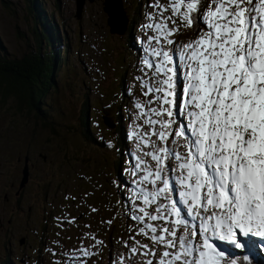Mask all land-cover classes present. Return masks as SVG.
<instances>
[{
    "label": "snow or ice",
    "instance_id": "6c2138e0",
    "mask_svg": "<svg viewBox=\"0 0 264 264\" xmlns=\"http://www.w3.org/2000/svg\"><path fill=\"white\" fill-rule=\"evenodd\" d=\"M148 7L155 12L143 27L157 34L148 39L171 47L150 48L155 60L145 56L142 63L152 77H137L142 95L152 98L134 103L137 128L148 130L131 136L137 149L151 150L136 157L143 174L134 199L141 203L130 197L126 204L135 223L123 241L127 254L112 264H252L251 253L264 252V0H155ZM177 19L195 25V39L171 38L180 33ZM169 173H178L171 185ZM177 191L182 199L160 202ZM86 236L95 244L73 252L91 257L97 245L102 252L103 241ZM64 255L68 264L73 256Z\"/></svg>",
    "mask_w": 264,
    "mask_h": 264
},
{
    "label": "rangeland",
    "instance_id": "374dc122",
    "mask_svg": "<svg viewBox=\"0 0 264 264\" xmlns=\"http://www.w3.org/2000/svg\"><path fill=\"white\" fill-rule=\"evenodd\" d=\"M104 1L85 0L80 18H77L76 0H0V51L21 56L25 50L37 48L34 32L37 25L46 35L54 36L53 48H59L62 57V62H56L54 75L49 80L51 87L45 93L40 92L39 112L32 110L23 114L25 109L18 110L13 105L12 96L4 100L0 98V158L7 153L10 163L14 165L17 155L23 154L28 146L33 151L42 148L48 153L47 176L41 186L35 184V179L39 175L42 176V167L37 163L32 169L30 194L26 202L31 205L32 210L31 213L25 211V214H30L32 228H40L44 223L41 220L44 214L42 205H47L48 213H55L59 209V202L65 203L62 216H57V219L67 216L71 220L78 213V216L81 215L83 209L79 212V203L84 201L85 211L80 216V220L62 223L58 219L57 241L67 240L64 251L68 252L71 245L75 250L95 244L90 236H86L94 233L103 241L104 252H97L99 245L91 248L90 251L96 252L97 256L89 257L87 264H108L109 255V264H112V261L122 253L127 254L128 250L124 247L123 241L128 240L129 227L135 222L125 214L126 204L130 197L135 204L141 203L135 200L134 196L138 191L135 181L143 172L135 169L134 165L138 155H143V151L151 150L137 149L138 141L131 136L132 131L142 134L143 131L148 130L147 126H143V129L137 128V125L142 124V120L137 118L140 110L134 107V103L146 104L152 98L151 95H142V91L146 89H141L137 77L143 76L144 79L152 77L153 70L142 63L145 56L155 60L150 55V48L171 47L163 45L162 39L159 44L155 40L150 41L148 38L157 34L152 29L143 27L151 22L147 14L155 12V9L148 5L155 3V0H120L129 19L127 25H130L131 21L129 37L133 44L125 41L128 37L127 30L122 34L110 32ZM161 3L166 4L167 0H161ZM38 10L44 12L46 22L51 28L36 24L35 17L38 16ZM177 24L180 25V33L171 38L187 43L194 33L190 28L183 27L178 19ZM168 26L171 28L173 25L170 22ZM45 46L43 42V47ZM86 100L89 103L87 126L82 118V108ZM107 113L114 119L118 115L122 118L126 143L121 142V146L127 155L121 157L119 174H116L114 163L120 160L118 150L115 148L116 135L113 129L104 123L103 118ZM144 159L149 165L155 164L150 157L145 156ZM126 160L130 165L126 164L125 167ZM5 161L7 162V159ZM63 163L64 166L69 164L73 169V179L62 177ZM8 171V164L5 163L0 167V178L4 180ZM174 176H178V173L173 174ZM169 179L171 180L170 177ZM172 183L173 179L170 185ZM157 186L162 187V184ZM146 187L151 190L153 186L146 185ZM175 187L183 191L178 179L175 180ZM64 190L69 192L66 193ZM179 191L176 192V200L182 199ZM63 193L65 197L74 195L76 199L74 201L63 199L61 197ZM43 194L47 196V202L42 199ZM57 194L58 197L53 196ZM159 199L168 207L172 198L167 193ZM10 205V201H6L0 195V223L3 224L0 225V230H12V227H7L6 223ZM92 208L97 211L93 212ZM173 219L175 217H169V220ZM83 221L89 222L90 226L84 227ZM107 221L111 223H106ZM45 223L48 225V230L43 232L42 236H38L43 241L48 235L56 234L50 230V218ZM191 225L192 223L189 224V228ZM67 226L78 227L80 230L61 233ZM132 235L135 233L133 232ZM136 239L151 246V242L143 236H136ZM36 240L37 236H34V247L36 244L39 252L31 249L28 253L32 256L38 253L40 264L43 260L53 264L47 257V252L50 250L47 247L42 249ZM48 240H51L50 236ZM6 243L5 238L0 239V263L8 261L10 264H16L11 258L13 255L9 249L4 246ZM56 249L60 251L61 244H57ZM9 255L10 259H7ZM101 255L102 261H100ZM23 259L27 264H32L28 257ZM33 259L35 260L36 256ZM140 259L141 257L137 256V260ZM56 263L60 264V262Z\"/></svg>",
    "mask_w": 264,
    "mask_h": 264
},
{
    "label": "flooded vegetation",
    "instance_id": "af4514ba",
    "mask_svg": "<svg viewBox=\"0 0 264 264\" xmlns=\"http://www.w3.org/2000/svg\"><path fill=\"white\" fill-rule=\"evenodd\" d=\"M6 159L7 162L5 161ZM48 160H49L48 153L44 152L42 148L33 151L30 146H28V148L23 154L17 155L16 163L14 165L10 163L7 153L6 155H1L0 167H3L4 164L7 163L9 171L4 180L0 178V195L3 196V198L6 201H10L11 203L6 223H7V227L10 226L12 227V230H0V239L5 238L7 240V243L4 244V246H6L9 249L10 253L14 257L12 260L16 264H27L23 259V257H28L32 262V264H40L38 260V256H39L38 253H36L35 255L36 256L35 260L33 259L35 256H32L31 254L28 253L31 249L39 252V250H37L36 244L34 247V242H33L34 236H37L36 243L39 242L42 249L47 247V249L50 250L49 252H47L48 253L47 257L51 263L57 264L56 262H60V264H63V262L68 259V257H66L64 253H68L69 256H73V259L68 260V264H83L84 261L86 262L88 261L89 257H85L81 255L79 252L74 253L73 252L74 248L72 247V245L70 246L69 251L66 252L64 250L67 246V240H63L62 242L57 241V233L59 231V220L57 219V216H62V213L65 209V203L59 202V209L56 210L55 213H50V212L48 213L47 205H42L44 214L41 216V220L44 223L41 224L40 228H32L30 224V214L28 215L24 214V206L26 205L27 199L30 194L29 183L32 179V169H34L37 166V163H39L40 166L42 167V176L39 175V177L35 179L36 180L35 184L41 186V184L43 183L44 179L47 176L46 163L48 162ZM62 165H63V168L61 170L62 177L73 179L74 177L73 169H71L69 164H67V166H64L65 164L63 163ZM25 170L29 171V179L27 183L21 189H19L18 184L16 186V183H18L21 179H23L24 177L23 175H25L24 172ZM65 192L68 193L69 191H65ZM53 196L58 197V194L57 196L55 195ZM41 197L42 199H44L45 202H47V196H45V194L41 195ZM61 197L65 199V194L63 193ZM72 197H74V195ZM83 202L82 203L77 202L79 203L80 206L79 212L81 211V209H83V212L85 211V209L83 208L85 207ZM83 212L81 213V215L83 214ZM78 214L76 215V220H80L81 218L80 217L81 215L78 216ZM48 218H50V224H51L50 230H53L56 234L48 235L46 239L43 241V239L39 238L38 236L39 235L42 236L43 232L48 230V225L45 223V221H47ZM67 218L69 219V217ZM0 225L3 224L0 223ZM83 226L89 227L90 226L89 222L83 221ZM77 230L80 229L74 226H67L64 230L61 231V233L64 231L74 232ZM49 236L51 237V240H48ZM71 240H75V239H71ZM57 244H61L60 251H57L56 249ZM103 252H104V246L101 253ZM96 256L97 255H95V257ZM102 260H103V256L101 255L100 261ZM107 261L109 264L110 255L107 256ZM42 264H50V263L43 260Z\"/></svg>",
    "mask_w": 264,
    "mask_h": 264
},
{
    "label": "trees",
    "instance_id": "16d2710c",
    "mask_svg": "<svg viewBox=\"0 0 264 264\" xmlns=\"http://www.w3.org/2000/svg\"><path fill=\"white\" fill-rule=\"evenodd\" d=\"M36 24L44 26L46 28H51L46 22V15L41 10H38V16L35 17ZM130 25H127V33L128 37L126 38V42L129 44H133L132 39L129 37L131 35V21L129 22ZM133 23V22H132ZM43 24V25H42ZM195 25L193 28H190L191 31L194 33L192 37L197 33L194 31ZM35 38L37 43V48H32L30 50H25L21 56H15L13 54H9L4 51H0V95L1 99L4 100L9 96H12L14 99L13 105L18 110H24L23 114L30 113V111L39 112L38 108V97L40 92H46L50 87L51 84L49 80L51 76L54 75V69L57 61L62 62V57L59 54V48H53L54 39L53 35L49 34L46 35L44 30L38 29L37 25L35 26ZM1 39V38H0ZM43 42H45L46 46L43 47ZM1 43V40H0ZM2 45V44H1ZM52 45V48H51ZM3 46V45H2ZM43 47V48H42ZM63 48V47H62ZM55 49V50H54ZM122 85L120 84V87ZM43 93V94H44ZM89 103L88 100L85 101V105L82 108V118L84 119V124L87 126V114L89 113ZM120 112V110L118 111ZM106 116L112 121L114 124L111 129H113V133L116 135V143L115 148L118 150V154L120 155V160L115 161L116 165V174H119V168L121 167V157L124 158V155H127L123 152V148L121 146V142H125V137L122 130V118L120 115L117 116L116 119L110 117L108 113ZM46 120L47 116L44 115ZM82 119V122H83ZM108 126V125H107ZM113 163V164H114ZM125 167L126 164L130 165L127 160L124 162ZM112 164V165H113ZM111 166V165H110ZM124 168V167H123ZM25 175H28L29 179V171H24ZM25 175H23V179H21L18 184V188L21 189L28 181L25 180ZM118 179L120 180L121 177L119 176ZM155 207V205H153ZM152 206V207H153ZM31 205L26 204L24 206V214L25 211L31 213ZM26 215V214H25ZM233 252L236 255H240L241 253H237L239 251ZM256 256H252V264H264V255L263 254H256ZM13 259V256H11ZM10 259V255L9 258ZM0 264H10L8 261H4ZM247 264V262H246Z\"/></svg>",
    "mask_w": 264,
    "mask_h": 264
},
{
    "label": "water",
    "instance_id": "95a60500",
    "mask_svg": "<svg viewBox=\"0 0 264 264\" xmlns=\"http://www.w3.org/2000/svg\"><path fill=\"white\" fill-rule=\"evenodd\" d=\"M92 1V0H89ZM85 0H76V14L77 18H80L82 7L84 5ZM104 9L107 10L108 17L107 23L110 27L111 33H124L127 29V21L129 20L125 11L122 7V1L120 0H105L104 1ZM104 123L109 127H113L114 124L107 117L103 116ZM108 118V119H107ZM26 171V170H25Z\"/></svg>",
    "mask_w": 264,
    "mask_h": 264
},
{
    "label": "bare ground",
    "instance_id": "6f19581e",
    "mask_svg": "<svg viewBox=\"0 0 264 264\" xmlns=\"http://www.w3.org/2000/svg\"><path fill=\"white\" fill-rule=\"evenodd\" d=\"M27 179H28V175H25V180L27 181ZM171 200H173V196H171Z\"/></svg>",
    "mask_w": 264,
    "mask_h": 264
}]
</instances>
